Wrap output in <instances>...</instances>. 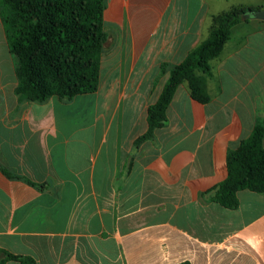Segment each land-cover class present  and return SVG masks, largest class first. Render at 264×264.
Segmentation results:
<instances>
[{"label": "crops", "instance_id": "obj_1", "mask_svg": "<svg viewBox=\"0 0 264 264\" xmlns=\"http://www.w3.org/2000/svg\"><path fill=\"white\" fill-rule=\"evenodd\" d=\"M263 5L106 0L98 89L70 101L15 94L0 17V250L33 264H264V193L239 191L234 210L203 196L226 179L228 151L264 122V20L232 28L206 76L207 103L182 83L166 124L135 144L212 17Z\"/></svg>", "mask_w": 264, "mask_h": 264}, {"label": "trees", "instance_id": "obj_2", "mask_svg": "<svg viewBox=\"0 0 264 264\" xmlns=\"http://www.w3.org/2000/svg\"><path fill=\"white\" fill-rule=\"evenodd\" d=\"M106 0H0V17L14 56L18 85L15 94L29 102L51 97L70 101L95 93L107 35L103 26ZM264 7L234 6L212 17L209 36L170 69L158 100L148 107L147 132L136 145L151 139L167 122L166 112L182 83L200 103L210 99L206 76L231 37L232 28L251 19L248 11ZM167 65H163L164 70ZM200 73V74H199ZM10 178L11 174L2 169ZM227 177L203 196L227 209L239 207L238 192L264 193V122H258L237 150L227 153ZM33 264L26 256L0 250V264ZM188 264V263H181Z\"/></svg>", "mask_w": 264, "mask_h": 264}, {"label": "water", "instance_id": "obj_3", "mask_svg": "<svg viewBox=\"0 0 264 264\" xmlns=\"http://www.w3.org/2000/svg\"><path fill=\"white\" fill-rule=\"evenodd\" d=\"M247 17L264 20V9L248 11Z\"/></svg>", "mask_w": 264, "mask_h": 264}, {"label": "rangeland", "instance_id": "obj_4", "mask_svg": "<svg viewBox=\"0 0 264 264\" xmlns=\"http://www.w3.org/2000/svg\"><path fill=\"white\" fill-rule=\"evenodd\" d=\"M262 7H264V5H263ZM263 9H264V8H263Z\"/></svg>", "mask_w": 264, "mask_h": 264}]
</instances>
